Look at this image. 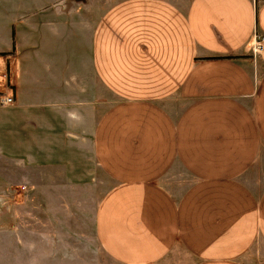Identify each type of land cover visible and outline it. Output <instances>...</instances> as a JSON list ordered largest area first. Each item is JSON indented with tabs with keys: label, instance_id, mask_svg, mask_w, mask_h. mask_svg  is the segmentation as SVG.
Listing matches in <instances>:
<instances>
[{
	"label": "crops",
	"instance_id": "crops-1",
	"mask_svg": "<svg viewBox=\"0 0 264 264\" xmlns=\"http://www.w3.org/2000/svg\"><path fill=\"white\" fill-rule=\"evenodd\" d=\"M94 3L0 0V264H264V0Z\"/></svg>",
	"mask_w": 264,
	"mask_h": 264
},
{
	"label": "rangeland",
	"instance_id": "rangeland-1",
	"mask_svg": "<svg viewBox=\"0 0 264 264\" xmlns=\"http://www.w3.org/2000/svg\"><path fill=\"white\" fill-rule=\"evenodd\" d=\"M94 1H95V3H94L95 9H96V6L98 5L100 7V14L103 15L105 12L108 11L109 8L116 5L118 2H121L124 0H94ZM171 1H174L177 3H182L183 5H185V4H187V2L189 0H171ZM86 3L87 4H85V6H90V7L93 6V0H86ZM27 190H28L27 187H26V190L24 189V186L22 187V192H26ZM27 193L28 192H26L25 195ZM27 196H28V194H27ZM37 198H39L38 202H43V198L41 196L37 197ZM20 202H21V207H28V201L24 197L21 198Z\"/></svg>",
	"mask_w": 264,
	"mask_h": 264
},
{
	"label": "built area",
	"instance_id": "built-area-1",
	"mask_svg": "<svg viewBox=\"0 0 264 264\" xmlns=\"http://www.w3.org/2000/svg\"><path fill=\"white\" fill-rule=\"evenodd\" d=\"M250 51L254 56L264 55V36L255 35L251 41ZM15 98L12 95H0V107H8L15 103Z\"/></svg>",
	"mask_w": 264,
	"mask_h": 264
}]
</instances>
